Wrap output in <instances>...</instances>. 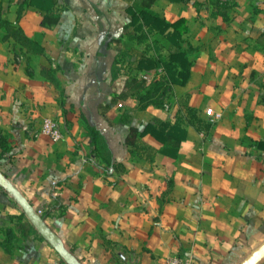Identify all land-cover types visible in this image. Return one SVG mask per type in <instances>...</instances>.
Here are the masks:
<instances>
[{
	"label": "crops",
	"instance_id": "obj_1",
	"mask_svg": "<svg viewBox=\"0 0 264 264\" xmlns=\"http://www.w3.org/2000/svg\"><path fill=\"white\" fill-rule=\"evenodd\" d=\"M129 7L170 24L143 54H183L159 104ZM45 116L61 139L33 136ZM263 241L264 0H0V264H238Z\"/></svg>",
	"mask_w": 264,
	"mask_h": 264
},
{
	"label": "trees",
	"instance_id": "obj_2",
	"mask_svg": "<svg viewBox=\"0 0 264 264\" xmlns=\"http://www.w3.org/2000/svg\"><path fill=\"white\" fill-rule=\"evenodd\" d=\"M128 11L130 12V14L132 15V20L130 22V24L134 25L137 29H140V33L142 35H139L138 38L139 40H147L149 39V33L153 32L154 29L157 30H165L166 28H168L170 26V24L165 22L164 17H162L161 15L154 13L153 11L149 10V9H145V8H135V7H129ZM144 27H146V30H150L149 32L147 31H143L145 30ZM145 40V41H146ZM181 56H183V54L181 52H175V53H171L170 54V62H166L165 58L162 57H152V60H147V62H145V59L142 57L140 60H143V62L147 63L142 65L141 67H146V68H158L160 66H162V68H164L166 70V72L168 73V76L170 77V79H174L173 78V67H172V62L173 61H178L179 62V58H181ZM142 62V63H143ZM141 63V64H142ZM185 67V65H184ZM187 68H189V65L187 66ZM165 72V73H166ZM166 73V74H167ZM167 79V78H166ZM158 81H155L152 83V87L147 90V93H145V97L148 98L149 94L152 95L154 91H156V84ZM141 86H145V81H142ZM151 92V93H150ZM160 103V102H159ZM189 113L191 114V116H194L193 110L189 109ZM130 135L127 138L128 142L133 143L135 136L137 135H143L145 133H148L150 131H153L156 127L153 124H147L145 129L143 131H140L139 127H136L135 125L130 126ZM90 136L91 138L94 140V142L96 143V149L99 152V154L106 158V159H110V149L108 147V144L106 142V139L104 137L103 134H101V132L95 128H93L90 132ZM109 155V156H108Z\"/></svg>",
	"mask_w": 264,
	"mask_h": 264
},
{
	"label": "built area",
	"instance_id": "obj_3",
	"mask_svg": "<svg viewBox=\"0 0 264 264\" xmlns=\"http://www.w3.org/2000/svg\"><path fill=\"white\" fill-rule=\"evenodd\" d=\"M159 69V71H161ZM145 80H150L149 75L147 73L143 74L141 76ZM120 106H122V103H119ZM165 108H170V103L169 101L164 102ZM207 114L212 116V121L215 120L216 116H214V112L212 108L207 109ZM25 130H29V126L26 125L24 126ZM47 135L48 137L54 139V140H59L62 137V132H61V127L59 123L52 117L45 116L42 119V125L39 131H35L33 133V136L37 137L39 135ZM168 264H195L194 258L191 255L188 256H172L168 259Z\"/></svg>",
	"mask_w": 264,
	"mask_h": 264
},
{
	"label": "rangeland",
	"instance_id": "obj_4",
	"mask_svg": "<svg viewBox=\"0 0 264 264\" xmlns=\"http://www.w3.org/2000/svg\"><path fill=\"white\" fill-rule=\"evenodd\" d=\"M143 31H147V32H149L150 30L148 29V30H142L141 32H143ZM140 35H142V34H140ZM161 40H162V45H161V47H158L157 45H155V47L157 48L156 49V51H158V52H161V53H164L165 52V45H164V33H163V31H162V33H161ZM146 40V39H145ZM151 44H152V42H151V40L150 39H147V42H146V46H144L143 47V49H142V52L140 53V55L144 58V59H146L147 57L149 58V59H151L152 60V58L151 57H153V56H150V55H147V54H143V53H145L146 51H148V49L149 48H152V46H151ZM131 54V53H130ZM129 54V55H130ZM132 54H136V52H132ZM138 55V54H137ZM125 58H126V56H124ZM141 57V58H142ZM123 58V57H122ZM162 58H163V56H162ZM143 60H140V61H138L137 62V67H141L142 65H144V64H147V63H145V62H143ZM142 63V64H141ZM165 72H166V70L164 69V68H162V70L161 71H158V69L156 70V73H158V74H162V75H159L158 77L159 78H157V80H155V81H158L157 82V84H156V91H154L153 92V94L152 95H150V97L152 96L153 97V102H157L158 104H159V102H163V100H164V98L166 97V93H168V92H170V88H169V80L168 79H166V74H165ZM145 88V87H144ZM153 88V87H152ZM151 93V92H150ZM25 130V129H24ZM27 131V130H26Z\"/></svg>",
	"mask_w": 264,
	"mask_h": 264
},
{
	"label": "water",
	"instance_id": "obj_5",
	"mask_svg": "<svg viewBox=\"0 0 264 264\" xmlns=\"http://www.w3.org/2000/svg\"><path fill=\"white\" fill-rule=\"evenodd\" d=\"M264 258V241L238 264H258Z\"/></svg>",
	"mask_w": 264,
	"mask_h": 264
}]
</instances>
